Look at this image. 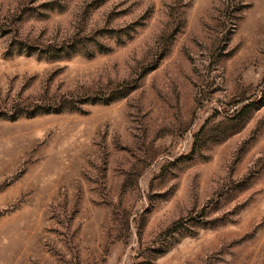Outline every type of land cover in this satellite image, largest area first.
Segmentation results:
<instances>
[{
	"label": "rangeland",
	"instance_id": "1",
	"mask_svg": "<svg viewBox=\"0 0 264 264\" xmlns=\"http://www.w3.org/2000/svg\"><path fill=\"white\" fill-rule=\"evenodd\" d=\"M0 264H264V0H0Z\"/></svg>",
	"mask_w": 264,
	"mask_h": 264
}]
</instances>
